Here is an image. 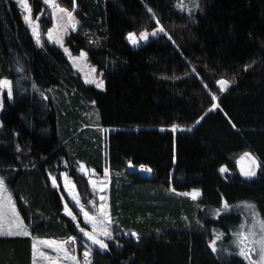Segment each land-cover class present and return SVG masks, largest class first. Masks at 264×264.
Returning a JSON list of instances; mask_svg holds the SVG:
<instances>
[{
    "label": "trees",
    "instance_id": "1",
    "mask_svg": "<svg viewBox=\"0 0 264 264\" xmlns=\"http://www.w3.org/2000/svg\"><path fill=\"white\" fill-rule=\"evenodd\" d=\"M28 1L42 25H51L43 1ZM175 1L58 0L78 21L64 45L71 54L86 51L104 79L97 89L60 46L37 47L16 2L0 0V79L13 91L11 99L3 94L0 111V176L30 232L0 236V264H32L34 238L74 236L80 261L83 242L90 243L91 264H247L234 252L218 256L208 241L211 230L228 238L242 221L233 210L214 216L224 201H252L264 220V0H200L193 16ZM148 8L172 40L159 33L134 46L129 33L157 27ZM223 75L235 79L220 92ZM212 103L219 107L209 111ZM98 127L111 129L104 144ZM241 152L260 163L255 177L238 171L232 156ZM62 158L98 171L101 162L108 166L107 249L83 237L77 223L91 230L78 209L69 205L76 221L65 212L69 201L49 177ZM129 163L147 166L153 177L130 172ZM68 175L85 195L82 175L73 168ZM193 190L196 199L185 195Z\"/></svg>",
    "mask_w": 264,
    "mask_h": 264
},
{
    "label": "snow or ice",
    "instance_id": "2",
    "mask_svg": "<svg viewBox=\"0 0 264 264\" xmlns=\"http://www.w3.org/2000/svg\"><path fill=\"white\" fill-rule=\"evenodd\" d=\"M16 4L19 5L23 9L22 18L27 24V26L31 30V34L33 38L35 39L36 43L39 45L41 43V34L39 31V16L36 17L35 20L32 18V9L31 6L28 3V0H15ZM43 3L45 5H48L52 9V20H53V27L47 29V38L49 41H54L56 44H58L61 48H63L64 52L69 55L70 59L73 58L70 54V51L67 47L64 46L63 39L59 36V33L61 31L66 30L67 28H71L72 30H75L78 24V21L75 20V17L73 15L72 11H69L65 8L60 7L56 0H43ZM73 4L75 5V0H73ZM147 11L152 14V19L155 20L156 28L152 29L151 33H149L148 30L141 31L139 33L140 40L147 41L149 39V35L152 37H156L159 33H164L165 35H168L165 28L160 24V20L155 17V14L153 13V10L151 8H148ZM59 13V15H57ZM191 13L189 12V15ZM55 33V34H54ZM168 39L171 41L172 37L168 35ZM128 40L134 45L138 46L139 41L136 38L135 33H129L128 34ZM91 42V41H90ZM175 43V41H172ZM87 53H85L83 50L80 52L79 58L86 57ZM75 66V64H74ZM250 67V65L245 66V71L247 68ZM94 71V70H93ZM195 68H192V72L195 73ZM179 78V77H177ZM233 80L228 79H219L216 81V84L218 85L220 92H225L229 89L231 84L234 82ZM11 81L8 79H0V87L7 89V95L11 99L13 96V91L11 87ZM85 83H95L96 87L102 88L103 87V81H96V80H86ZM205 88H207V85H205ZM211 100L216 101L217 96L215 94L211 95ZM2 107V105H0ZM219 105L217 103H212L211 108L212 109L218 108ZM200 119H203V117H200ZM200 120H197L196 123L198 124ZM233 127H236L235 124L232 125ZM178 125H172V130L175 131ZM191 130V129H187ZM17 150L19 151V147H17ZM246 157H249L251 160L252 167H250L247 171L242 170L243 175L245 177L251 178L255 177L257 175L256 169L260 168V163L256 160L254 156H252L251 153H245ZM175 160V157L173 158ZM142 171L145 172H151L150 168H146L144 165L140 166ZM227 169L221 168L220 171L223 173ZM95 170H93L94 172ZM80 172L82 174H87V169L83 164L80 165ZM51 182L54 187H57V180L55 176H51ZM109 175V169H104V176L107 177ZM65 177V184H66V190L71 192V189L67 188V185L71 183V181L68 180L67 174H64ZM89 183L92 186L93 194L102 193L104 189L107 187V184H101L99 189H97V182L94 180H89ZM75 185L72 184V188H74ZM174 191V189H173ZM7 192V187L5 183V177L0 176V236H29L30 232L28 231V228L25 226L23 220L20 217L19 212L17 211L16 204L12 200L11 195H7L5 197V193ZM185 195H191L193 199H196L200 192L198 190H193L192 193H185ZM73 201L75 202V205L79 207L80 214L84 217V223L86 225H91V231L87 230L85 227H80L79 223H77L76 227L79 229V231L83 234V237H86L88 241L91 242V245H96L99 247V249H107L108 244L106 243V240L113 239V231L111 230L112 220L109 215V212L107 210V205L104 203L105 196L99 195L100 203L98 205V210L90 213L89 211L85 210L84 204H81V201L78 196L72 197ZM86 203H91L93 207L95 208V201H86ZM246 207L253 209L252 212V218L254 221V224L252 227L248 229V231H243L245 225L242 223L240 225L241 231L234 233L236 236V245L239 249L238 255L242 257L245 261H247V264H264V220L257 219L258 213L254 211L255 205L254 204H248L246 202ZM223 207L225 209L229 208V205L227 201L223 202ZM64 209L66 214L72 219V221L77 220V215L73 214L72 210L68 207L67 203L64 205ZM259 225V232H257L255 229V225ZM222 234H217L212 241L209 244V247L212 249L213 252L217 251L216 243L217 240L221 238ZM132 237H135L137 240H139V234L136 232L131 233ZM77 240V237H71L70 241L72 243H75ZM41 243L45 244L48 248H53L58 254L63 253V259L65 260H71L74 262V264H79V261L77 260V257L71 253V250L66 247V244L68 242L65 241H55V240H46L42 241ZM33 247V264H35V257L37 252H39V256L43 258L45 261L48 262V264H57V260L49 256L48 253L44 251H40L37 249L36 244L34 243L32 245ZM85 251L83 253V259L84 264H91L90 262V255H91V248L89 246H85ZM253 254H255L256 258H253Z\"/></svg>",
    "mask_w": 264,
    "mask_h": 264
},
{
    "label": "rangeland",
    "instance_id": "3",
    "mask_svg": "<svg viewBox=\"0 0 264 264\" xmlns=\"http://www.w3.org/2000/svg\"><path fill=\"white\" fill-rule=\"evenodd\" d=\"M199 2H200V0H176L175 3H174V6H175V8L177 10H179L180 12L185 13L187 16H193L196 13L197 9L199 8ZM28 3H29V1H28ZM56 3L60 7L65 8V9L73 12V9L72 8H69V7H66V6L60 4L58 2V0H56ZM29 5H30V3H29ZM18 7H19V10L21 11V14H23V9L19 5H18ZM46 7L48 8V10L50 11V14H51L52 13V9L48 5H46ZM189 12L191 13L190 15H189ZM40 15H41V13H38L37 15H33V13H32L33 20H35L36 17L39 16L38 23H39V31H40V34H41V43L39 45L36 43L35 39L32 36L33 41H34V44L37 47H41L45 43H53V44H56L54 41H49L48 38H47V35H46L47 29L53 27V20H52L51 25L44 27L42 25V21L40 20ZM57 15H59V13ZM51 18H52V16H51ZM70 31H73V30L69 27L66 30L61 31L59 33V36L63 39V43H64V38L66 37V35H68V33ZM148 31H149V33H151L152 29L151 30H148ZM150 37H152V36L149 35V38ZM136 38H137L138 41L144 42L143 40H140L139 34L136 36ZM56 45H58V44H56ZM80 52L78 54H71L70 53L73 58H78V59H75V61L73 59H70L69 58V55L66 54L67 57H68V59H69V61H70V63H71V65H72V67L80 73V75H81V77H82V79L84 81H86V80H96V81L102 80L103 81V87L102 88L96 87V84L95 83H88V84L93 85L97 89H103L104 88V79L101 77L100 72L96 69V67L94 65H92L89 62V60L87 58V55L84 58H79L80 57ZM84 52L86 53V51H84ZM74 64H75V66H74ZM221 78L227 79V77L223 75V76L219 77L218 80L221 79ZM1 79H7V78L4 77V78H1ZM4 93L7 95V89L6 88H3V87H0V105H3V94ZM1 109H2V107H0V111H1ZM92 119L94 120V122L91 123L90 125L96 128V126H97V124H96V122H97V116L95 115V112H93ZM177 128H180V127H177ZM97 129H99V131H100L101 141L104 144L105 143V135L111 129L110 128H104L103 129V127H98ZM171 129H172V126H171ZM245 153H247V152L237 153V154H235V155L232 156L233 161L237 164L238 170L242 174H243L242 170L247 171L250 167H252L251 160H250L249 157H246L245 156ZM105 155H106V153L105 154L103 153V157ZM61 161H62V163L60 165V169H58L57 172L51 174V176H55L56 177V180H59V182H60V184H61V186L63 188V191H64V193H65V195H66V197H67V199L69 201L68 207H69V205H73L76 208V210L77 209L79 210V207L75 205V202L72 199L73 196H78L79 199H80V201H81V204H84L85 210L89 211L90 213L98 210V205L100 203L99 195H104L105 196L106 199H105L104 203H106V205H107V193H106L107 187L104 189V191L102 193H99L98 192L97 194L94 195L93 194V190H92V186L89 183V180L90 179L96 181L97 182V189H99V187H100L101 184H108L109 175L107 177L104 176V169L105 168H108V166L106 164H104L103 162H101V170L98 171L97 168H95V167L92 168L93 166H89L83 160H76L75 162H73V164L71 166L68 164V161L65 160V159L62 158ZM81 164H83L85 166V168L87 169V174H82L80 172V165ZM222 167L223 168H226V166L223 165V166L220 167V169ZM72 168H73V171L74 172L78 173L79 175L81 174L82 177L86 180V183L88 185V188L86 190V194L85 195H81L78 192V190L76 188V185L73 182V179L68 175L69 171ZM127 169H128V166H127ZM220 169H219V171H220ZM93 170H95V172H97V173L96 174H93L91 172ZM225 172L222 173L220 171L221 174H224ZM64 174H67L68 180L71 181V183L67 185V188L71 189V192H69L68 190H66V184H65ZM49 177H50V175H49ZM72 184L75 185L74 188H72ZM6 187H7V192L4 194L5 197H7V195L10 194L11 197H12V200L14 201L13 194H12L11 190L9 189V187L7 185H6ZM189 196L192 197L191 195H189ZM86 201H95L96 207L94 208L91 203H86ZM246 202L248 204H253L252 201H249V200H240V201L235 202L233 204H228L229 205V208L228 209H225L223 207V202H222V204H220L219 208H217L215 210H212V212L214 213V216H217L218 213H220V212H230V210H233L235 212L240 213V215L242 217V221L237 225V227L234 230H232L230 232V234L228 235V238H225L224 235L222 234L221 235V238L219 240H217V243H216L217 251L214 252V253L217 254L218 256L219 255H228L230 252H234V253H236L238 255L239 249H238V247L236 245V236L234 235V233L241 231L240 225L242 223L245 225L243 231H248V229L250 227H252L253 224H254V221H253V218H252L253 209L246 207L245 206L246 205ZM107 210H108V205H107ZM254 211L258 213L256 207H255ZM108 212H109V210H108ZM109 215H110V213H109ZM82 217H83V215H82ZM83 219H84V217H83ZM257 219L263 220L261 218V216L259 215V213H258ZM112 224H113V221H112ZM88 226L90 227V230H91V225H88ZM254 230H256L257 232H259V225L258 224L255 225V229ZM127 232L128 231H123L122 234L127 235ZM217 234H221V233L218 232V231H216V230L215 231H213V230L210 231L208 244H210V242L212 241V239ZM46 240H55V241H65V242H68L66 244V247L71 250V253L72 254H74V252L76 250V247H77L76 246L77 245V242L80 241V239L77 238V240H76L75 243H72L70 241V238H67V239L34 238L33 241H32V245L35 243L36 246H37V249H39L40 251H44V252L48 253L49 256H51L52 258L56 259L57 262L59 260L62 264H74V262H72L71 260H67L68 263L64 262L63 253H59L58 254L53 248H48L45 244L41 243L42 241H46ZM108 241L109 240H106V242H108ZM84 242H83L84 248H82L83 249L82 250L83 253L86 250L85 249V246L86 245L87 246L90 245L89 242H87V241L85 243ZM32 251H33V247H32ZM75 254H76V252H75ZM253 258H256L255 257V254H253ZM33 259H34V257H33ZM246 263H247V261H246ZM35 264H48V262L45 261L43 258H41L39 256V252H37L36 257H35ZM79 264H84V259L83 258H82V261L79 262Z\"/></svg>",
    "mask_w": 264,
    "mask_h": 264
},
{
    "label": "water",
    "instance_id": "4",
    "mask_svg": "<svg viewBox=\"0 0 264 264\" xmlns=\"http://www.w3.org/2000/svg\"><path fill=\"white\" fill-rule=\"evenodd\" d=\"M146 168H148L147 166H145ZM128 170L130 171V172H135V173H138V175L140 176V177H142V178H144V179H151L152 177H153V172H152V170H151V172H145V171H142L141 170V168H140V166H138V167H135V168H133V166L129 163L128 164ZM93 174H96L97 172H93V171H91Z\"/></svg>",
    "mask_w": 264,
    "mask_h": 264
},
{
    "label": "crops",
    "instance_id": "5",
    "mask_svg": "<svg viewBox=\"0 0 264 264\" xmlns=\"http://www.w3.org/2000/svg\"><path fill=\"white\" fill-rule=\"evenodd\" d=\"M238 171H239V170H238ZM73 255H75V254H73ZM75 256H76V255H75ZM77 260H78L79 262H81L78 258H77ZM64 262L68 263V261L65 260V259H64ZM72 262H73V261H72ZM32 264H33V263H32ZM57 264H62V263L58 260Z\"/></svg>",
    "mask_w": 264,
    "mask_h": 264
}]
</instances>
